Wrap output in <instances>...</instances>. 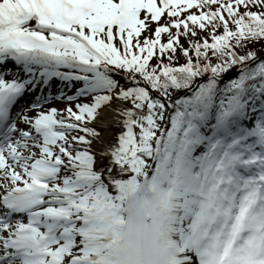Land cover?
<instances>
[{
  "label": "snow or ice",
  "instance_id": "1",
  "mask_svg": "<svg viewBox=\"0 0 264 264\" xmlns=\"http://www.w3.org/2000/svg\"><path fill=\"white\" fill-rule=\"evenodd\" d=\"M0 264H264V0H0Z\"/></svg>",
  "mask_w": 264,
  "mask_h": 264
}]
</instances>
